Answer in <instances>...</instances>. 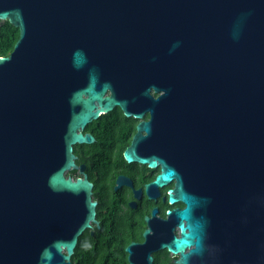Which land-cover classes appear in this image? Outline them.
Returning <instances> with one entry per match:
<instances>
[{"label": "water", "instance_id": "water-1", "mask_svg": "<svg viewBox=\"0 0 264 264\" xmlns=\"http://www.w3.org/2000/svg\"><path fill=\"white\" fill-rule=\"evenodd\" d=\"M5 21L20 38L0 57V264H74L99 222L93 183L66 176L73 146L117 107L150 113L127 161L159 164L148 192L174 183L184 205L131 264H264V0H0Z\"/></svg>", "mask_w": 264, "mask_h": 264}, {"label": "flooded vegetation", "instance_id": "flooded-vegetation-1", "mask_svg": "<svg viewBox=\"0 0 264 264\" xmlns=\"http://www.w3.org/2000/svg\"><path fill=\"white\" fill-rule=\"evenodd\" d=\"M111 94L107 92V96ZM150 95L157 99L160 94L151 89ZM116 116L120 121L114 120ZM149 119L147 111L138 120L126 117L117 107L107 114V122H90L79 129V133L91 135L95 140L73 146L77 168L67 170L66 176L74 181L87 176L93 183L99 224H93L92 229L79 238L74 264H131L127 249L134 244L131 249L136 253L147 241V230L154 233V229L167 219L168 210L184 207L182 203L175 206L168 203L167 193L174 183L162 189L153 187L148 192L147 185L161 172L159 164L151 167L127 161L125 154L139 133L140 124L145 123L141 121ZM141 135L146 136V132L142 131ZM135 152L159 162L158 151L147 154L140 145ZM151 255L153 264H178L181 258L166 250L153 251Z\"/></svg>", "mask_w": 264, "mask_h": 264}, {"label": "trees", "instance_id": "trees-1", "mask_svg": "<svg viewBox=\"0 0 264 264\" xmlns=\"http://www.w3.org/2000/svg\"><path fill=\"white\" fill-rule=\"evenodd\" d=\"M19 38L20 30L18 28L14 27L9 21L0 22V57L11 55ZM114 120L120 121L119 116L114 117ZM96 122H107V115ZM78 258L80 257L78 256ZM74 261L75 258L73 257Z\"/></svg>", "mask_w": 264, "mask_h": 264}]
</instances>
